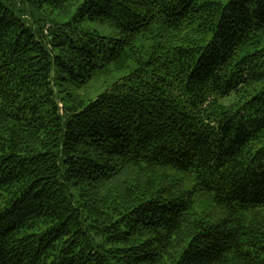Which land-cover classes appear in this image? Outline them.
I'll return each instance as SVG.
<instances>
[{
	"label": "trees",
	"instance_id": "16d2710c",
	"mask_svg": "<svg viewBox=\"0 0 264 264\" xmlns=\"http://www.w3.org/2000/svg\"><path fill=\"white\" fill-rule=\"evenodd\" d=\"M0 264H264V0H0Z\"/></svg>",
	"mask_w": 264,
	"mask_h": 264
}]
</instances>
